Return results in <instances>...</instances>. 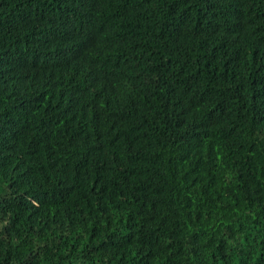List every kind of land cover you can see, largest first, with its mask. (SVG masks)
Returning <instances> with one entry per match:
<instances>
[{
	"label": "trees",
	"instance_id": "trees-1",
	"mask_svg": "<svg viewBox=\"0 0 264 264\" xmlns=\"http://www.w3.org/2000/svg\"><path fill=\"white\" fill-rule=\"evenodd\" d=\"M0 264H264V0H0Z\"/></svg>",
	"mask_w": 264,
	"mask_h": 264
}]
</instances>
